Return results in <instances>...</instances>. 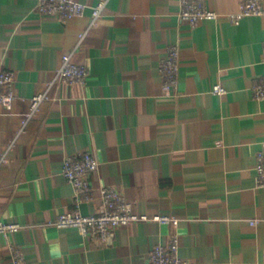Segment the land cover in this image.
<instances>
[{
	"label": "crops",
	"instance_id": "0c3cea01",
	"mask_svg": "<svg viewBox=\"0 0 264 264\" xmlns=\"http://www.w3.org/2000/svg\"><path fill=\"white\" fill-rule=\"evenodd\" d=\"M78 1L86 15L64 22L36 12L37 0H0V62L15 72L17 95L12 110L0 107V220L22 225L0 234V264H13L11 249L24 264H147L173 237L191 264H264V99L252 92L264 80V16L234 24L238 0H206L221 16L192 28L181 0H109L79 43L99 0ZM171 44L180 71L168 94L159 66ZM70 52L91 70L86 86L55 80ZM40 94L48 98L24 124ZM86 151L100 162L96 191L117 187L136 213L180 224L134 222L108 244L57 228L78 209L65 159Z\"/></svg>",
	"mask_w": 264,
	"mask_h": 264
},
{
	"label": "built area",
	"instance_id": "2783aa9c",
	"mask_svg": "<svg viewBox=\"0 0 264 264\" xmlns=\"http://www.w3.org/2000/svg\"><path fill=\"white\" fill-rule=\"evenodd\" d=\"M36 12L41 15H51L61 21H69L86 15L87 6L78 0H37ZM109 0H99L92 7V18L89 29L80 35L79 43L86 37L89 30L99 24ZM264 0H238L239 11L228 17L234 24L252 16H264ZM180 18L192 28L197 27L205 20H217L221 16L217 11L208 7L206 0H181ZM75 52L65 53L62 63L57 71L56 82L63 84H78L86 86L91 77V70L87 64L77 63L74 59ZM163 78V88L168 94L173 92L179 84L180 71V46L171 44L167 55L162 58L159 66ZM15 72L4 67L0 62V107L12 110L16 100ZM255 99H264V80L256 82L252 87ZM213 93L225 95L227 90L216 85ZM48 98L47 94H40L32 99L30 113L24 121L27 123L37 112L41 103ZM4 156L0 165L6 161ZM100 162L92 152L86 151L67 156L62 173L75 190L78 209L58 216L51 222L59 229L75 228L83 237L89 238L98 244H108L114 232L134 222L155 221L160 224L178 226L180 220L163 215H140L135 212L134 204L129 202L122 190L113 186L101 187L95 190L92 176L99 170ZM256 182L258 187L264 188V144L257 154ZM100 202V211L85 214L80 210L83 203H93L96 199ZM21 224H11L0 220V234L7 237L21 229ZM13 264H24L25 258L20 251L11 249ZM147 264H191L180 255V247L176 237L168 244L158 243L150 253Z\"/></svg>",
	"mask_w": 264,
	"mask_h": 264
}]
</instances>
